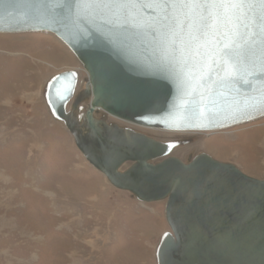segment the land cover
Masks as SVG:
<instances>
[{
  "label": "water",
  "instance_id": "1",
  "mask_svg": "<svg viewBox=\"0 0 264 264\" xmlns=\"http://www.w3.org/2000/svg\"><path fill=\"white\" fill-rule=\"evenodd\" d=\"M0 33L52 34L81 62L85 87L63 71L45 102L112 186L166 201L156 264H264V177L204 152L185 162L181 142L109 121L213 132L263 119L264 4L0 0Z\"/></svg>",
  "mask_w": 264,
  "mask_h": 264
},
{
  "label": "rangeland",
  "instance_id": "2",
  "mask_svg": "<svg viewBox=\"0 0 264 264\" xmlns=\"http://www.w3.org/2000/svg\"><path fill=\"white\" fill-rule=\"evenodd\" d=\"M67 70L82 90L87 73L54 35L0 33V264H156L170 230L166 201L143 203L112 186L52 117L44 88ZM109 121L181 142L171 154L185 162L204 152L264 177V118L213 132Z\"/></svg>",
  "mask_w": 264,
  "mask_h": 264
},
{
  "label": "snow or ice",
  "instance_id": "3",
  "mask_svg": "<svg viewBox=\"0 0 264 264\" xmlns=\"http://www.w3.org/2000/svg\"><path fill=\"white\" fill-rule=\"evenodd\" d=\"M180 2L200 3V4H219V5L228 4L229 6L233 4L243 5V4L255 3V2L264 4V0H180ZM222 55L225 58L231 60L233 56V50L229 48L228 46H225Z\"/></svg>",
  "mask_w": 264,
  "mask_h": 264
},
{
  "label": "bare ground",
  "instance_id": "4",
  "mask_svg": "<svg viewBox=\"0 0 264 264\" xmlns=\"http://www.w3.org/2000/svg\"><path fill=\"white\" fill-rule=\"evenodd\" d=\"M53 52V51H52ZM61 73V72H60ZM45 87H46V85H45ZM77 88H78V86H77ZM79 89V88H78ZM44 90H45V88H44ZM44 99H45V95H44ZM46 103V102H45ZM48 107V106H47ZM70 107V104L68 105V108ZM49 109V108H48ZM50 111V110H49ZM53 117V116H52ZM54 118V117H53ZM56 120V119H55ZM57 121V120H56ZM128 166V165H127ZM126 166V167H127Z\"/></svg>",
  "mask_w": 264,
  "mask_h": 264
},
{
  "label": "flooded vegetation",
  "instance_id": "5",
  "mask_svg": "<svg viewBox=\"0 0 264 264\" xmlns=\"http://www.w3.org/2000/svg\"><path fill=\"white\" fill-rule=\"evenodd\" d=\"M79 85V84H78ZM79 88V87H78ZM77 88V92L80 91L79 89ZM184 143H185V140H184Z\"/></svg>",
  "mask_w": 264,
  "mask_h": 264
}]
</instances>
